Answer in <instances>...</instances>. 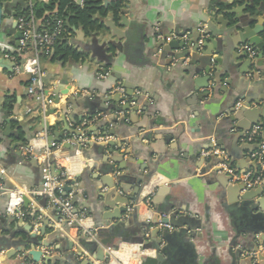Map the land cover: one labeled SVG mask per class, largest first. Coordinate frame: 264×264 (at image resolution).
Listing matches in <instances>:
<instances>
[{
    "label": "crops",
    "instance_id": "0c3cea01",
    "mask_svg": "<svg viewBox=\"0 0 264 264\" xmlns=\"http://www.w3.org/2000/svg\"><path fill=\"white\" fill-rule=\"evenodd\" d=\"M33 1L36 0L29 3ZM37 1L48 3V0ZM110 1L108 7L114 0ZM245 1L125 0L118 19L113 13L105 18L113 17L123 38L114 36L106 26L92 36L73 28V33L65 38L66 46L83 55L82 59L66 56L55 48L40 59L46 108L28 94L30 78L19 71L24 60L17 62L15 54L21 32L18 25L14 27L17 18L9 7L12 15L5 17L0 43L1 185L7 191L40 189L42 157L51 147L49 139L59 137L68 125L72 131L82 134L86 143L83 155L76 156L74 149L64 147L65 141L77 137L65 133L60 142L65 143L55 157L46 156V162L53 164L55 159L59 160L61 168L68 173L69 182L75 181L71 192L73 205L78 214L85 215L84 228L96 231L97 239L93 242L103 246L105 252L110 249L108 246H118L110 257L111 264H144L146 261L157 264L155 248L163 239L165 228L151 222L166 218L168 210L185 223L182 228L169 232L179 233L186 239V245L193 246L194 254L188 256L186 264H249L256 242L245 233V221L239 213L242 203L237 202L239 193L227 175L220 173L225 160L241 173L256 170L250 159L254 146L246 144L244 137L256 119L250 111L264 105V88L256 87L264 79V63L251 60L246 54L243 57L240 47L254 45H238L239 34L223 36L219 23V18L232 23L236 15L230 12L236 10L239 17L253 21L247 24L251 31L263 26L258 23L264 18L263 12L251 15L247 7L242 13ZM75 2L81 5L80 0ZM14 3H22V0L5 4ZM215 3L223 9L215 11ZM35 21L38 27L43 25L42 20L35 18ZM208 31L220 34L215 36L219 40L214 59L220 61L217 67L221 85L218 91L210 92L209 98L201 100L207 90H200L197 82L206 77L201 73L205 65L198 61L190 66V59L172 61L182 51L169 50L166 54L158 45L174 41V34L190 37L196 32ZM259 38L264 42V31ZM248 62L252 67L247 71ZM118 88H123L125 94L121 95V101L112 100L120 95ZM59 90L69 93L60 95L59 104H55L54 95ZM6 97L15 98L11 112L4 109ZM49 110L55 113L47 117ZM46 123L55 128L44 130ZM258 125L264 127V119ZM41 128L43 131L37 133ZM98 138H104L105 142L98 143ZM213 141L225 153L224 160L203 157V151L214 148ZM107 143H113L114 147H102ZM28 149L37 159L28 157ZM123 176L128 182L149 177V182L130 204L136 205L133 213L126 214L120 221L107 222L103 219L107 211L103 205L114 204L116 199L105 200L104 196H109L110 186ZM121 185L131 189L130 194L139 187L137 183ZM27 190L24 192L30 205L23 206L26 216L23 219L0 217V264H34L26 262V252H13L14 247L5 251L2 244L6 239L10 241L12 235L15 236L12 241L18 243L24 238L23 228L29 226L39 234L40 229L46 227L43 223L47 224L44 239L56 241L48 252H43L57 260V264L83 261L105 264L93 258L97 246L91 252L81 244V231L67 229L56 221L57 209L50 207L46 197H34ZM6 204V196L0 195L1 211ZM120 223L123 224L121 230ZM143 224L151 226L148 229ZM112 227L117 228L120 238L110 232ZM155 231L160 234L156 236ZM128 237L141 239L144 244L123 239ZM178 239L175 238L177 244L181 240ZM70 242L74 244L73 250H70ZM144 245L150 248L145 249ZM140 246H144L145 253L139 258ZM167 246L164 240L157 249L161 251ZM79 251H83L80 256Z\"/></svg>",
    "mask_w": 264,
    "mask_h": 264
},
{
    "label": "water",
    "instance_id": "95a60500",
    "mask_svg": "<svg viewBox=\"0 0 264 264\" xmlns=\"http://www.w3.org/2000/svg\"><path fill=\"white\" fill-rule=\"evenodd\" d=\"M110 0H105V4L103 5L104 8H107L108 5L110 4ZM245 6L241 8L244 13L245 8L252 6V0H246L245 1ZM259 12H263L264 14V7L261 6L259 9ZM231 14H235L236 17L234 18L232 23H226L223 18H219V23L222 24V34L223 36H228L229 34H239L240 35V41L238 42V45H243L246 43L253 44L257 50L259 51L258 57L256 58L257 60H262L264 63V42L262 39L259 38V35L264 31V18L259 19L258 23L262 24L263 26L259 25L256 26L254 31H251L249 28H247V24H251L253 21L252 20H246L243 16L242 18L239 17V11L233 10L230 12ZM11 10L9 9V5L4 4L3 0H0V43H1V37L3 34V23L5 20L6 16H11ZM102 23L105 24L106 28L112 31L114 36L118 37L119 39L124 37V34L117 28V26L114 23L113 17H110V19H103L101 20ZM248 22V23H247ZM17 23H14V27H17ZM228 30V31H226ZM215 34L213 35L210 31L201 33V32H196L193 36L188 37L187 39H175L174 41H171L168 45H166L165 42H161L158 45V49H162L166 54L169 52V50H176V51H182L180 54L176 55L173 59L176 60H187L190 59L189 65L194 66L198 61L202 62L203 65V71L201 72L202 75L205 73L206 77H202L199 79L197 82L198 85H200L199 89L201 90H207L206 93H204L200 99L203 100L205 98H209L210 92H216L218 91V86L221 85V74H220V69L217 67V64L220 63L219 59H214L215 55V49H217V42L219 40L218 36L220 35ZM180 38H182V35H179ZM18 39H21V36L18 35ZM243 57H246L244 54ZM6 62V61H5ZM8 63V62H6ZM248 67L247 71L252 67L251 62H248L246 65ZM258 69V68H257ZM263 70V68H262ZM245 74V72H243ZM252 76H255V73H252ZM256 81L257 77H255ZM259 78V77H258ZM252 81V80H251ZM249 81V82H251ZM64 83H68L66 80L63 81ZM248 82V84H250ZM245 87V86H244ZM257 88L261 87L264 88V79L261 81V83H258ZM224 91V90H223ZM69 93L68 90L66 91H61L59 90L57 93H55L54 98L55 104H59V98L60 95H67ZM131 94V93H129ZM243 99V98H242ZM116 101H121L122 97L121 95H117L115 97ZM238 100V99H237ZM249 102V101H248ZM260 102H258V105ZM126 111L129 110V107L126 106L125 108ZM55 113V110H49L46 113V116L53 115ZM250 115L254 118H256L252 122V126L258 125L262 123V119H264V105L259 107L256 110H251ZM65 121V118L63 119ZM9 123V121H7ZM54 126H50L49 123H46L43 127V129L50 131L54 129ZM43 129H39L37 133H40L43 131ZM65 133L69 136H77V137H82L81 133H77L75 131H72L68 125H66V128L64 129L63 133L59 135V137H51L49 139V144L52 145L53 143H60L61 139L65 136ZM88 146H94V143H87ZM65 148L69 149H74L76 148L70 144H65ZM102 147H114L113 143H107L102 145ZM78 150L80 151H85L83 146L78 147ZM52 162L53 159H52ZM113 173V172H110ZM118 183L112 184L110 186L112 188L111 193L106 196H104V199L107 200L108 197H115L116 201L115 203H105L103 205L104 208L107 209L105 213H103V219L107 222H113V221H120L122 220L123 216L127 214L128 207L130 204L135 200L136 197L140 194V191L144 185H147L149 182V177L145 180H135V181H130L128 182L127 179L123 177L118 178ZM139 185L138 190L134 191L132 194H130L131 189L122 186L121 184H135ZM43 185V183H42ZM75 185V181H68L67 182V187L65 189L66 194H70L73 190V186ZM235 186V190L239 193V198H238V203H242L240 205L241 207L239 208V213L242 214L241 219L245 221V229H246V234L249 236V238L253 241L256 242V248L254 249L253 253H257L259 247L264 244V189L263 188H258L256 190H251V191H246L245 187L243 185H233ZM119 191V192H118ZM117 192L120 195H117ZM0 195L6 196V199H9L8 194H6L5 190L0 191ZM127 196V197H126ZM24 205L29 206L30 201L29 199L24 196ZM116 206V207H115ZM59 212V210H56ZM168 215L166 218L158 222V219H154L153 222H151V225L154 226H159V224L163 226H170L172 228H182L185 226L184 220L183 219H177L176 214H171L169 213V210L167 211ZM57 222L60 221V217L58 216L56 219ZM24 222V220H22ZM46 227L47 224L43 223ZM151 225H145L143 224L142 226L146 227L149 229ZM46 227L43 229H40L39 234L34 232V228L32 226H29L27 228H23L22 235L24 238H22L21 241L18 243L13 242L12 240L15 239V236H11V239L4 240V244L2 246H5L3 250H8L11 247H14L13 252H26V258L29 257L31 261L34 264H57V260L53 259L52 257L45 255L43 250L45 252H48L49 249H51L56 241H47L45 238L46 235ZM118 227L123 229V224L120 223ZM52 229L54 227L52 226ZM110 232H113V235H116L117 237L120 238V234L117 231V228L112 227L109 229ZM189 230H192V228H189ZM115 233V234H114ZM160 233L155 231V235H159ZM163 239L167 242V247H164L161 249V251L157 248H159L163 244V239L158 241L159 246L155 248L157 250V255H156V261L157 264H186L188 263V256L192 257L193 256V246L191 245H186V239H182L181 235L179 233H173L171 234L168 229H165L162 232ZM175 238H180L178 240L179 244L175 241ZM64 240V239H62ZM95 243L97 246L96 252L93 255V258L95 261H98L100 263H105V264H111V254L108 252H105L104 247ZM133 243V242H132ZM101 244H103L101 242ZM144 241H140L139 245H143ZM70 245V250H73L74 244L72 242L69 243ZM145 249H149V245H144ZM143 246V247H144ZM110 249L113 251H117L118 246H108ZM27 248H30L29 251H27ZM0 248V252H1ZM162 253V254H161ZM83 251H79L78 256L82 255ZM73 259V258H71ZM191 260V259H190ZM259 264H264V257L263 256H258ZM191 262V261H190ZM253 263V257H250L249 264ZM81 264H94L92 261H83Z\"/></svg>",
    "mask_w": 264,
    "mask_h": 264
},
{
    "label": "built area",
    "instance_id": "2783aa9c",
    "mask_svg": "<svg viewBox=\"0 0 264 264\" xmlns=\"http://www.w3.org/2000/svg\"><path fill=\"white\" fill-rule=\"evenodd\" d=\"M80 4H83V0H80ZM18 28L21 32V39L19 41L18 52L32 56L27 57L19 71L29 76L28 94L39 101L44 108L47 107V97L44 91V84L42 81L43 73L40 68V59L42 55H47L57 45L58 41L64 32L63 20H56L54 24L42 25L38 27L35 18L32 16L25 18L21 17L17 19ZM187 35H183L182 38L178 34L172 35V39H187ZM240 52L246 54L251 60H255L258 57V50L254 46L245 45L240 47ZM120 95L125 94L123 88L116 89ZM239 104L238 107H241ZM244 141L248 145H253L254 150L250 153V159L255 163L256 170H249L243 173L238 172L232 166H230L226 160L221 164L220 173H224L229 178V181L233 185H243L246 191L256 190L258 188L264 189V127L261 125H255L244 137ZM71 143L75 148V155L82 156L83 151L78 150V147L83 146L85 149L86 143L82 137H74L65 141ZM53 143L43 155L42 173H43V185L40 189L27 190L26 188H18L12 191H7L2 185H0V191L5 190L9 199L7 200L4 211L0 210V217L7 216L16 219H23L26 213L23 210L24 200L23 197L26 192L34 197H46L49 201L50 207L59 210L57 215L60 217L59 223L62 227L67 229H77L82 232L85 239L89 241H96V231L84 228L85 215L78 214L75 211L73 205V195L66 194L67 182L69 181L68 173L65 169L61 168L60 161H56L53 164L46 162V156L55 157L54 154L61 149L65 143ZM98 143L105 142L104 138H98ZM213 149L203 151L202 155L205 158L219 157L225 159V153L216 146L213 141ZM27 155L30 159H37L32 156L31 150H27ZM136 209V205H130L127 210V215L133 213ZM163 226V225H162ZM165 229L173 230L170 226H163ZM143 246H140L139 258L145 253ZM111 255L113 250L107 251ZM253 257L252 264H259L258 256L264 257V244L259 247L257 253L251 255Z\"/></svg>",
    "mask_w": 264,
    "mask_h": 264
},
{
    "label": "trees",
    "instance_id": "16d2710c",
    "mask_svg": "<svg viewBox=\"0 0 264 264\" xmlns=\"http://www.w3.org/2000/svg\"><path fill=\"white\" fill-rule=\"evenodd\" d=\"M13 0H3L5 3H10ZM104 0H83V4L79 5L75 0H48V3H42L40 1H33L32 4L29 0H22V3L10 4L13 15L15 18L19 19L21 17L28 18L33 15V17L43 21L44 25L54 24L58 19L64 22V32L61 39L58 41L57 45L54 47L57 52H61L66 56H72L74 59L79 60L84 56L75 53L69 47L66 46V37L68 34L73 33V28L81 29L86 36H92L93 34L99 33L105 28L104 23L101 19L108 17L109 13H113L115 18L118 19L123 9L125 8V0H114L108 8L102 7ZM264 7V0H252V6L248 8V12L251 15H256L259 12V8ZM214 10L216 8L223 9L220 4L213 5ZM50 54V52H49ZM42 55L43 56H48ZM41 57V58H42ZM27 55L24 53H16L15 59L17 62L25 60ZM29 86V85H28ZM15 104L14 97H6L4 103V109L8 112L13 110ZM2 182L0 181V185ZM125 241L129 242H139L141 239L133 238H123ZM81 244L87 248L89 251L93 252L96 249L95 243H89L85 238H80ZM27 263H32L29 257L26 258ZM144 264H150L146 261Z\"/></svg>",
    "mask_w": 264,
    "mask_h": 264
},
{
    "label": "bare ground",
    "instance_id": "6f19581e",
    "mask_svg": "<svg viewBox=\"0 0 264 264\" xmlns=\"http://www.w3.org/2000/svg\"><path fill=\"white\" fill-rule=\"evenodd\" d=\"M123 257H125L124 255H123ZM126 258V257H125Z\"/></svg>",
    "mask_w": 264,
    "mask_h": 264
}]
</instances>
